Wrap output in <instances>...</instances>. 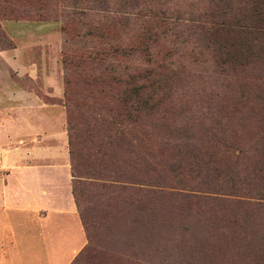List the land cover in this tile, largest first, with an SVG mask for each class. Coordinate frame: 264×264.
I'll return each instance as SVG.
<instances>
[{
	"label": "rangeland",
	"instance_id": "374dc122",
	"mask_svg": "<svg viewBox=\"0 0 264 264\" xmlns=\"http://www.w3.org/2000/svg\"><path fill=\"white\" fill-rule=\"evenodd\" d=\"M221 11L243 18L244 3L0 0V102L13 121L64 129L70 107L78 166L112 179L84 189L86 251L72 264H264V44L213 40L235 21ZM127 73L151 97L135 122L122 85L86 82Z\"/></svg>",
	"mask_w": 264,
	"mask_h": 264
},
{
	"label": "crops",
	"instance_id": "0c3cea01",
	"mask_svg": "<svg viewBox=\"0 0 264 264\" xmlns=\"http://www.w3.org/2000/svg\"><path fill=\"white\" fill-rule=\"evenodd\" d=\"M9 104L0 102V264H69L85 234L65 129L56 117L13 121Z\"/></svg>",
	"mask_w": 264,
	"mask_h": 264
},
{
	"label": "trees",
	"instance_id": "16d2710c",
	"mask_svg": "<svg viewBox=\"0 0 264 264\" xmlns=\"http://www.w3.org/2000/svg\"><path fill=\"white\" fill-rule=\"evenodd\" d=\"M244 3V12L241 13V16L243 18H234L238 17V14L236 12H230V11H221L220 16L232 19L234 18L235 21L232 22V26H225L223 23L222 26H215L210 30L211 35H213V40H217L221 43H225L228 38L233 39L235 43L242 44V49L239 50L240 53H243L244 50H249L250 53H252V47L256 44H264V0H242ZM239 19H245L246 24L242 26L240 22H238ZM215 36V37H214ZM114 55L116 53L123 54L121 49H111L107 55ZM95 52L93 54H87L83 60L86 61V63L94 64L96 63L94 60H97L95 56ZM100 60V59H98ZM97 60V61H98ZM63 61H70L76 63L79 62V58L76 60H73L70 55L67 54V56H63ZM146 77L145 75H139L138 73H127L125 79L120 80L119 78L114 77L112 74H90L88 75V78L86 82L90 86V88H94L96 86H102V84L106 81H109L112 84L115 85H122V93L120 96H117L115 100L118 101L120 106L123 109V113L125 116V119L130 121H136V118L139 114L140 109L144 106L146 103V100L151 98L148 97L145 101H141V87L139 86L138 77ZM70 84V81L65 79V85L67 86V89L65 88V98L69 99L68 94V85ZM70 105V103H69ZM66 137H67V146H68V160H69V173L71 176L70 184H71V194L73 197V201L76 207V211L78 214V217L80 219V222L82 224L83 230L84 227H86V222L84 220V210L81 206V204L84 201V196L87 195V193H84V189L87 188L90 185H96L100 188L104 187L106 183L99 184L95 182L96 180H112L109 177L110 175H105L103 172L95 171L93 168L86 169L81 171V168L78 166V159H76L78 156L75 152L76 143H75V133H74V125H73V118L71 115L70 107L67 106V112H66ZM224 140V138L222 139ZM197 160H203L204 163H214L213 155L209 153L208 151H203L201 153H197ZM230 164L234 165L235 160H228ZM87 180V181H86ZM108 185V184H107ZM110 186V185H108ZM234 191L237 193H240L238 188L233 186ZM238 195V194H234ZM86 251V246L83 245L81 249L76 253V255L73 257V259L70 261L69 264H72L73 262H76Z\"/></svg>",
	"mask_w": 264,
	"mask_h": 264
}]
</instances>
